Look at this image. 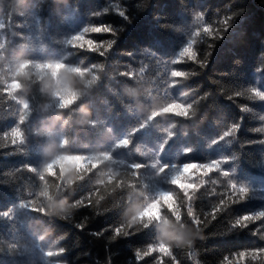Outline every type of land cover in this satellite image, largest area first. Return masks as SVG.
Returning <instances> with one entry per match:
<instances>
[{
    "label": "trees",
    "instance_id": "16d2710c",
    "mask_svg": "<svg viewBox=\"0 0 264 264\" xmlns=\"http://www.w3.org/2000/svg\"><path fill=\"white\" fill-rule=\"evenodd\" d=\"M120 10L130 22L117 14ZM197 16L202 20L198 22ZM225 17H234L226 32L219 23ZM200 24L223 34L218 41L198 38L195 50L200 60L211 52L207 66L201 69L191 61L173 65ZM95 25L111 26L117 33L105 56L92 48L95 41L112 40L108 34H92L93 40L82 37L66 45L70 35ZM0 26L6 55L0 59V79H7L12 63L25 58L39 62L66 58V65L90 69L79 79L70 75L66 79L81 94L71 112L59 111L51 97L56 84L52 72L60 68L29 69L21 94L33 109L23 126L27 145L22 152L0 149V213L11 210L15 216L12 221L0 219V248L4 249L0 264H109V260L110 264H137L135 251H146L156 241L169 245L174 259L168 247H161L159 254H149L141 264H221L229 254L264 248V220L243 230H230V223L238 217L264 211V143H260L264 133L255 131L264 127V101L250 93L251 89L264 91V0H0ZM210 44H214L211 49ZM129 68L137 74L135 82L120 75ZM177 69L192 75L170 86L171 75H181L171 72ZM238 92L248 94L236 96ZM169 98L188 104L200 101L193 109L194 117L159 118L131 137L129 148L112 151L115 140L128 135L150 109ZM62 102L72 103L70 92L63 95ZM17 111L16 104L0 98V134L16 126ZM85 119H93L97 127H87ZM236 124L239 130L233 137L213 143ZM166 130L175 135L161 152ZM63 136L68 137L66 150L72 154L111 151L117 161L108 166L112 171L156 160L181 164L184 175L179 183L185 196L176 199L169 194L163 207L157 203L145 208L148 197L175 190L149 167L140 173L146 194L139 190L131 193V204L127 205L129 194L118 190L112 194L106 191L102 202L106 210L100 214L90 207L70 208L72 201L92 190L95 174L84 179L87 164L68 159L59 165L61 179L48 182L53 199L41 201L49 215L20 208L25 194L39 186L24 166L39 169L61 150ZM186 148L193 151L184 155ZM210 160H227L219 170L228 172L231 182L251 189L246 200L231 205L211 224L203 214L219 201L227 180L184 164ZM201 182L204 186L196 199L188 200L187 193ZM109 187L104 186L105 190ZM239 196V192L231 194L233 200ZM136 207L144 209L142 214L128 216L129 209ZM123 221L134 224L133 233L113 239L112 230ZM79 225L86 226L80 230ZM256 230L258 234L253 235ZM10 243L19 244V251L9 254ZM58 249L65 250L63 255L51 261L45 257L46 251ZM247 264H264V257H250Z\"/></svg>",
    "mask_w": 264,
    "mask_h": 264
},
{
    "label": "snow or ice",
    "instance_id": "6c2138e0",
    "mask_svg": "<svg viewBox=\"0 0 264 264\" xmlns=\"http://www.w3.org/2000/svg\"><path fill=\"white\" fill-rule=\"evenodd\" d=\"M242 11V10H241ZM107 14V12H105ZM120 15L125 21L130 22L129 18L126 15L124 10H120L117 13ZM94 15H99L96 13ZM234 17H225L223 21H220L221 27L224 32L227 31V28L230 27V21ZM202 17L197 16V21H201ZM99 29V31H97ZM0 30H3L2 26H0ZM92 34H108L113 37L108 43L95 41V45L92 48V51H97L101 56H105L107 52L111 49V47L115 44V37L117 33L108 25H95L83 28L82 31L74 33L70 35L65 41L66 45L71 46L76 41L81 39L82 37L90 38ZM201 36H208L213 41H218L223 38L222 32H217L211 25L200 24V26L193 33L192 38L188 41L186 46H184L182 51H180L179 56L176 60L172 61L173 65L184 63L187 61H191L194 64H197L201 69L207 66L208 57L211 55L209 51L204 60L201 61L197 51L195 50L196 43L198 38ZM214 44H210L209 48H213ZM99 49V50H97ZM74 50H88L76 48ZM131 55V53H129ZM6 58L5 55V44L0 42V59ZM65 59L61 60H47L43 62L34 61L31 59H20L14 63H12L9 71V75L7 79H0V98L5 101H11L12 103L17 105L18 111L16 116V126L10 129L3 134H0V149L10 148L14 151L22 152L24 147L27 145V136L24 131L23 126L27 123L29 118L32 115L33 109L31 103L22 97V93L25 90L24 81L29 77V69L35 68L37 71H44L45 69L59 67V71H53L52 76L56 80L55 86H53V90L51 92L52 100L56 103L57 109L61 112H71L74 111L73 106L80 102V92L71 87L66 83L67 77L70 75L72 79H79L82 76L86 75L90 69H85L82 67L74 66V65H66ZM93 68L101 69L98 66H94ZM264 70V69H261ZM143 72L144 69L142 68ZM172 73H180V76L171 75V79L169 80V85L173 86L172 82H180V78L187 79L192 73H185L182 70H173ZM120 75L126 77L129 80L135 82L136 72L129 68L127 71L120 73ZM89 82V83H93ZM66 92H70L72 96V103H64L62 102V97ZM251 97L260 101H264V91H260L258 89L250 90ZM248 93H236V96L247 95ZM230 99L232 97H229ZM201 100L206 99V97H201ZM200 101H194L191 104L183 103L180 101L168 99L162 102L158 107L150 109L145 118H143L139 125L133 128L128 135L123 138L117 139L113 143L112 151L116 149H127L132 144V139L137 132H140L144 129H147L152 125L154 121L159 118L166 116H175L182 119H190L194 117L195 112L193 111L194 107L199 104ZM242 111H248L246 108H242ZM84 123L87 127L96 128L97 122L93 119H85ZM67 122H62V126H66ZM239 130V124L232 125L230 128L223 133L221 137L217 141H213V143H218L222 140H225L229 137H233ZM256 132L264 133V127H260L255 129ZM107 132H111V129H107ZM165 138L163 142L160 144L159 149L162 152L164 147L167 145L168 141L171 140L175 133L171 130H166ZM260 143H264V140H261ZM69 144V139L67 136L61 137L59 148L61 149L55 155L48 159L43 163V165L39 168H33L29 165L24 166V170L33 174L37 180L39 181V186L35 191H29L25 194V199L20 201L19 207L22 209H28L30 211L36 212L43 216L49 215V209L44 207L41 204L43 200H52L53 194L48 192V182L50 180H60L62 177V172L59 168V165L64 160H77L84 162L87 164V167L84 169L82 176L85 177L95 174V183L92 190L84 197L79 200L72 201L70 205L67 207L80 209L84 207H90L96 214H100L104 210H106V204L102 203L106 200V191L107 194H112L117 192L118 190H124L129 194L127 198V205L131 204L132 201L130 199V194L133 192H139L141 194H146L144 188L146 185L143 184V180L141 179V170L145 168H151L154 170L156 177H165L167 182L175 189L174 191H159L155 196L148 197L146 200L145 208H150L157 203H161L169 198V194L176 198L180 199L185 196L184 190L180 186L181 178L184 175V172L181 171V164H162L159 160L152 162L151 164H128L125 166L126 170L123 171H112L108 168L109 165L116 164L112 157L111 151L104 152H92L87 155L81 154H72L68 152L66 149ZM139 152L140 149L137 148ZM193 151L191 148H186L183 150L184 155H188ZM144 153H141L143 155ZM123 164V162H120ZM227 163V160H210L207 163H184L187 165V168L192 169H200L205 171L207 176L210 173H216L219 176H222L227 180L226 185L224 186V192L221 193L219 201L213 205L211 210L207 214H203L208 218V223L211 224L213 221L218 219V217L223 214L231 205L239 203L243 200H246L250 193L251 189L245 185H238L236 183L231 182L229 178L228 172H222L221 165ZM187 168L184 171H187ZM52 172L53 175H49ZM6 175H13V173H6ZM213 184L217 183V180H212ZM104 186H110L107 190H105ZM204 186V182H201L200 185L196 186L194 191L187 193V199L194 201L196 199V194L199 190ZM233 192H239L240 196L238 199L233 200L231 198V194ZM183 206V205H181ZM163 207V205H162ZM143 208L136 207L129 209L128 216L135 215L137 218L142 214ZM165 213H167V209H164ZM195 216V213L193 214ZM0 219H5L12 221L15 219V216L11 210L0 213ZM264 220V211H260L254 214H246L244 216L238 217L236 220L230 223V230L237 229L243 230L248 228L250 224L254 221ZM86 225H79L80 230ZM151 225H146L145 228H149ZM134 224L129 222H124L114 228L113 231V239L120 236H128L133 233ZM135 231H139L136 229ZM253 235L258 234V230L253 231ZM264 238V237H262ZM161 247H168L170 252V258L174 259V252L169 245L163 244L162 241H156L154 244L147 246V250H136L134 255L137 257V264H141V261L145 260L149 254L160 252ZM20 245L17 243L7 244V251L9 254L13 252H18ZM64 249H58L57 251H46L44 253L45 257L51 258L59 257L63 255ZM4 249L0 248V254H3ZM257 258L264 257V248H254V249H243L236 253L229 254L226 259H224L221 264H247L248 258ZM110 264V260H109Z\"/></svg>",
    "mask_w": 264,
    "mask_h": 264
},
{
    "label": "clouds",
    "instance_id": "9594fccd",
    "mask_svg": "<svg viewBox=\"0 0 264 264\" xmlns=\"http://www.w3.org/2000/svg\"><path fill=\"white\" fill-rule=\"evenodd\" d=\"M153 208L155 207V205L152 206ZM151 211V210H150Z\"/></svg>",
    "mask_w": 264,
    "mask_h": 264
}]
</instances>
